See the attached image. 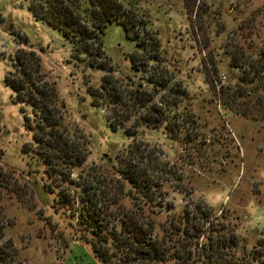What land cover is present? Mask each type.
Returning a JSON list of instances; mask_svg holds the SVG:
<instances>
[{
	"label": "rangeland",
	"instance_id": "rangeland-1",
	"mask_svg": "<svg viewBox=\"0 0 264 264\" xmlns=\"http://www.w3.org/2000/svg\"><path fill=\"white\" fill-rule=\"evenodd\" d=\"M26 2L0 0V246L9 248L12 264H99L91 234L77 222L87 195L109 223L134 212L152 222L157 237L168 223L180 222L183 209L205 208L209 222L235 236L225 260L258 264L256 250L264 251V99L256 103L259 85L240 78L255 76L246 64H254L264 47V0H194L195 13L183 0H138L144 18L134 29L139 44L118 23H107L100 36L102 69L72 53L71 42L34 19ZM17 50L33 52L37 73L54 89L57 129L83 156L76 165L56 161L46 168L41 161L31 138L37 118L4 79L18 74ZM105 70L121 92L145 90L155 104L160 96L174 100L162 104L166 121L151 127L130 116L110 127L105 118L120 111L123 117L128 106L91 101L87 88H97ZM159 74L165 82L152 89L146 78ZM127 169L134 183L120 172Z\"/></svg>",
	"mask_w": 264,
	"mask_h": 264
},
{
	"label": "trees",
	"instance_id": "trees-1",
	"mask_svg": "<svg viewBox=\"0 0 264 264\" xmlns=\"http://www.w3.org/2000/svg\"><path fill=\"white\" fill-rule=\"evenodd\" d=\"M137 2L138 0H27L26 9L34 19L55 28L70 41L72 53H83L88 64L102 69L103 63L99 60L100 36L107 23H118L125 37L134 40L135 45L139 44L134 29L144 25V18L136 6ZM182 3L195 13L197 5L194 4V0H183ZM135 56L136 54L132 52L128 54L132 68L137 63ZM14 60L18 74L13 77L5 76L4 79L12 88L14 98L27 102L31 106L33 117L37 118L31 138L38 149L41 161L46 168H53L56 161L66 166L76 165L83 156L72 151L64 133L57 129L60 119L53 106L54 89L51 84L42 81L37 73L38 59L32 51L17 50ZM230 65L239 66L233 60L230 61ZM246 65L255 75V79L254 77L240 79L244 83L259 85V96L254 99L258 103L260 99H264V47L258 49L255 63L247 62ZM146 80L152 83V89H155L156 85L162 86L165 82L162 74ZM114 84L115 81L109 71L105 70L100 76L98 87L87 88L94 103L98 97L106 98L114 105L127 103L128 112L123 117L120 111L113 112L109 118H105L110 127L121 124L130 116L134 124L141 122L151 127L162 120L166 121L162 104L165 102L171 104L174 100L165 99L164 102V98L160 96L158 104H155L151 101L153 94L150 92L133 89L123 93ZM173 91L177 93L175 88ZM240 94L241 92L237 90L236 95ZM137 108L142 109L141 112L136 113ZM123 131L125 134L130 133L127 128ZM50 152L54 155H50ZM120 172L126 173V179L134 183L128 169L127 172L124 170ZM61 196V194L56 196L57 202ZM78 208L77 222L91 234L89 247L99 264H152L170 258L178 264H186L188 260L201 264H214L216 261V264H247L248 261V258L244 257L238 262L225 260L223 252L235 243V236L232 231L223 229V226L217 227L209 222L210 212L205 208L198 207L196 212L190 214L183 209L179 216L180 222L168 223L165 230L162 229L164 233L159 237L152 234V222L139 218L134 212H123L115 218V222L109 223L108 214L97 204L96 199L89 195L83 198ZM166 232H174V238L171 239ZM257 243L258 246L261 245L259 241ZM256 252V257H261L260 260L257 258L258 264H264V251ZM0 264H12L9 248L3 249L0 246Z\"/></svg>",
	"mask_w": 264,
	"mask_h": 264
}]
</instances>
